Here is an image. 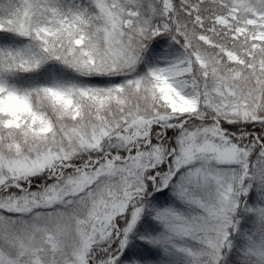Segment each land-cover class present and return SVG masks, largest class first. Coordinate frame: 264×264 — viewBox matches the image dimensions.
I'll use <instances>...</instances> for the list:
<instances>
[{
	"label": "snow or ice",
	"instance_id": "obj_1",
	"mask_svg": "<svg viewBox=\"0 0 264 264\" xmlns=\"http://www.w3.org/2000/svg\"><path fill=\"white\" fill-rule=\"evenodd\" d=\"M0 264H264V0H0Z\"/></svg>",
	"mask_w": 264,
	"mask_h": 264
}]
</instances>
